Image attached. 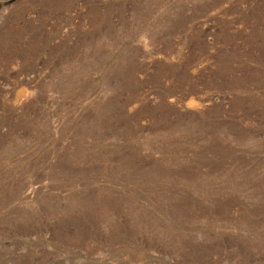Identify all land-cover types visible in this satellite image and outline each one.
Masks as SVG:
<instances>
[{
    "label": "rangeland",
    "instance_id": "rangeland-1",
    "mask_svg": "<svg viewBox=\"0 0 264 264\" xmlns=\"http://www.w3.org/2000/svg\"><path fill=\"white\" fill-rule=\"evenodd\" d=\"M0 264H264V0H0Z\"/></svg>",
    "mask_w": 264,
    "mask_h": 264
}]
</instances>
